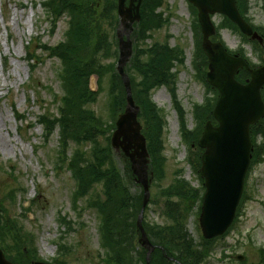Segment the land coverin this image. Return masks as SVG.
Returning a JSON list of instances; mask_svg holds the SVG:
<instances>
[{
  "label": "rangeland",
  "instance_id": "1",
  "mask_svg": "<svg viewBox=\"0 0 264 264\" xmlns=\"http://www.w3.org/2000/svg\"><path fill=\"white\" fill-rule=\"evenodd\" d=\"M41 2L0 0V162L5 164V167L0 166V200L10 216L17 218L25 231L33 235L42 259L51 263L58 258L57 262L64 264H105L101 260L104 251L100 246L97 213L87 206L88 198L73 204L75 181L65 166L75 148L87 151L88 145L70 143L62 153L58 130L45 139L44 125L38 122L41 114L58 115V99L62 95L57 76L60 62L41 46L59 44L67 28V19L63 17L53 26ZM249 7L251 22L264 25L260 2L249 0ZM157 11L162 14L163 27L152 31V37L139 41L138 45L144 47L154 41H166L170 46L177 45L182 49L183 64L176 65L172 71L176 72V96L186 113V128L193 130L196 126L191 113L193 105H201L205 98H213V92L197 78L192 66L195 56L193 13L187 0H162ZM222 20L221 15L213 17L216 26ZM218 37L230 50L243 45L247 57L259 64L251 46L242 44L240 37L230 29L220 28ZM25 46L29 49L27 55ZM95 84L96 79H91V85L94 87ZM107 88L105 76L96 100L88 106L104 121L109 120ZM151 99L165 115L162 136L165 162L161 179L151 183L150 202L144 214L149 222L168 225L170 221L163 215L161 190L177 178L184 179L194 188L200 186V181L187 162V154L191 151L188 143L181 139L170 92L166 87L157 88L152 91ZM16 113L23 122L18 120ZM192 149H195L194 145ZM114 158L123 174L121 155L115 152ZM9 166L12 175L8 172ZM138 190V185L132 187L133 192ZM246 190L248 196L240 205L236 221L224 235L211 241L212 249L201 264H257L260 261L259 250H264V160L249 169ZM186 216V232L196 245L202 236L199 212L193 207ZM61 219L69 221L71 229H67ZM60 242L68 248L64 255L57 251ZM239 255L243 256L242 261L236 259Z\"/></svg>",
  "mask_w": 264,
  "mask_h": 264
},
{
  "label": "trees",
  "instance_id": "2",
  "mask_svg": "<svg viewBox=\"0 0 264 264\" xmlns=\"http://www.w3.org/2000/svg\"><path fill=\"white\" fill-rule=\"evenodd\" d=\"M261 1L264 12V0ZM41 4L53 22L66 17L67 28L62 42L51 47L41 46L42 50L60 61L57 76L61 83L62 95L58 99V115H42L39 121L44 124L46 138L58 127L62 153L70 143L77 146L88 145L87 151L75 148L65 166L77 181V188L72 196L73 204L88 195L87 206L97 212L100 246L104 251L101 260L105 264H201L212 249L211 241L201 238L195 245L185 228L188 211L196 207L198 213L200 209L204 191L201 178L198 188H194L182 178H177L161 190L160 197L164 199V219L170 221V224L158 225L149 222L144 214L142 222L144 230L155 245L148 263L146 250L138 244L139 231L136 220L142 205V190L139 188L136 192L132 191L136 184L129 165H124V173L121 174L109 143L116 116L125 106V91L114 70L113 62L102 64L103 61L117 57L114 35L118 24L116 0H45ZM236 4L240 13L245 16L248 1L236 0ZM161 5L162 0L142 1L141 20L133 33L137 41L143 42L150 38L152 31L164 25L162 14L156 12ZM192 11L195 15L194 8ZM224 20L223 26L237 31L233 23ZM193 31L195 56L192 66L197 78L204 81L207 60L200 48V32L195 18ZM259 32L263 37L262 45L246 38L244 41L252 43L258 59L264 63V28L259 29ZM238 52L244 55L242 49ZM183 61L184 54L178 46L171 47L167 42L155 41L148 46L140 47L136 42L132 58L126 68L133 98L139 106L138 117L143 123V133L150 154L149 167L155 182L163 175L165 158L162 155V136L165 120L163 111L151 100V91L160 86H165L169 90L172 105L178 115L182 139L188 143L191 151L187 155V162L196 175L200 167L201 154L196 142L205 122L213 121L212 109L217 92L207 85L213 92V98H205L201 105H193L192 114L196 126L193 130L186 128V113L176 96V72L172 71L176 65L181 66ZM91 74L98 75L99 90L103 78L107 76L109 120L104 121L88 107L96 100L98 94L88 88V78ZM248 76L245 70H240L236 79L243 82ZM262 97L264 100V88ZM99 137L103 139L99 140ZM250 138L251 165H254L264 159V116L250 126ZM258 138L261 139L260 143H257ZM192 145L195 149L191 150ZM0 166L5 167V164L0 162ZM8 168L12 175V167ZM92 190L94 191L91 192ZM247 196L245 189L242 202ZM146 209L147 207L145 213ZM239 211L240 207L237 215ZM62 222L67 229H71L69 221L62 219ZM57 246L61 255L68 250L63 242ZM0 248L12 261L22 264H30L31 261L40 259L33 235L25 231L17 218L10 216L2 200H0ZM259 252L261 259L257 264H264V250L260 249ZM54 262H57V259ZM57 263L64 264L63 261Z\"/></svg>",
  "mask_w": 264,
  "mask_h": 264
},
{
  "label": "water",
  "instance_id": "3",
  "mask_svg": "<svg viewBox=\"0 0 264 264\" xmlns=\"http://www.w3.org/2000/svg\"><path fill=\"white\" fill-rule=\"evenodd\" d=\"M188 1L198 10L202 49L208 58L206 79L219 92L213 109V116L218 124L213 126L207 122L198 141V146L204 149L199 173L204 179L205 186L199 225L204 238L211 239L221 235L229 227L242 194L250 159L249 126L264 114V104L260 95V88L264 84V66L254 70L248 69L241 57L229 55L221 43L209 40V36L215 32L210 14L216 12L226 15L242 33L260 40L240 16L234 0ZM117 2L120 28L117 30L119 57L116 70L125 89L126 107L115 122L116 128L110 142L114 150L122 151L129 159L135 180L143 189V202L136 225L140 232L139 242L148 248V259L153 247L141 222L144 208L149 200V155L145 138L140 132L141 126L137 121L138 106L134 103L129 78L124 72V66L132 51L130 39L132 24L139 21L141 0H130L128 6H125V0H117ZM242 67L248 69L250 73V79L245 84L237 82L234 78L237 70ZM91 89H95V86L91 85ZM236 258L243 259L242 256ZM0 264L14 263L7 261L0 250ZM33 264L46 263L37 261Z\"/></svg>",
  "mask_w": 264,
  "mask_h": 264
}]
</instances>
